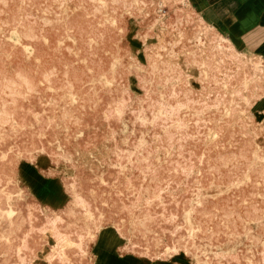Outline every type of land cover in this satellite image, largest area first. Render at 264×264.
<instances>
[{
	"label": "rangeland",
	"instance_id": "374dc122",
	"mask_svg": "<svg viewBox=\"0 0 264 264\" xmlns=\"http://www.w3.org/2000/svg\"><path fill=\"white\" fill-rule=\"evenodd\" d=\"M186 1L0 0V264L55 253L49 219L71 239L50 264H91L97 226L105 264H264V96L232 92L264 72L213 47Z\"/></svg>",
	"mask_w": 264,
	"mask_h": 264
},
{
	"label": "bare ground",
	"instance_id": "6f19581e",
	"mask_svg": "<svg viewBox=\"0 0 264 264\" xmlns=\"http://www.w3.org/2000/svg\"><path fill=\"white\" fill-rule=\"evenodd\" d=\"M184 4H186V0H173V2L177 3V2H182ZM100 2V1H99ZM150 3V2H149ZM156 3V2H155ZM154 3V4H155ZM163 3V1H159V4L161 5ZM182 3V4H183ZM112 4V3H111ZM98 5V4H97ZM170 6V5H169ZM95 7V6H94ZM103 8V7H102ZM159 8V7H157ZM83 9V8H82ZM154 10V9H153ZM160 11V9H158ZM179 10V9H178ZM177 10V11H178ZM181 10V9H180ZM173 11V10H172ZM134 12V11H133ZM144 14L146 15H150L151 14V24L155 25V27L160 30L163 31L165 29V27L168 24V18L167 16L163 15L162 13L156 11H152L150 9H144L143 10ZM54 16V15H53ZM103 17V16H102ZM177 17H180L179 15ZM192 17V16H191ZM194 19V18H193ZM197 19L199 20V22L201 24L204 25L205 28H207L209 31L213 32V36L211 37V41L213 42V47L217 48L220 51H228L227 55L232 58L233 62L234 60L242 62L243 64H247L250 67V70H262L264 72V65H259L261 63V58L260 56H256V57H251L246 55L244 52H240L239 50L235 49L234 44L231 42V40L229 39V37L225 36L224 34L219 33L214 26H211L210 24L206 23V21L200 17L199 15L197 16ZM96 20V19H95ZM184 20V19H183ZM43 21V20H42ZM142 22V21H141ZM2 23V22H1ZM197 23V22H196ZM137 25V24H136ZM202 25V26H203ZM207 30V31H208ZM10 33V32H9ZM66 33V32H65ZM2 35V33H1ZM119 36V34H118ZM120 37V36H119ZM202 37V35L200 36V38ZM24 38V37H23ZM205 38V37H204ZM199 39V37H198ZM142 41V40H141ZM202 41H204L202 39ZM19 43V42H18ZM58 43V42H57ZM201 43V42H200ZM199 43V44H200ZM210 43V42H209ZM147 44V43H145ZM198 44V45H199ZM211 44V43H210ZM23 46V45H22ZM228 46V48L225 50L223 47ZM90 47V46H89ZM201 47V46H200ZM23 48V47H22ZM224 49V50H223ZM74 52V51H73ZM29 53V51H28ZM138 52L136 51H131L129 54L131 57L134 58V61L137 64H140L141 59L139 54H137ZM110 54V53H109ZM204 54V52H203ZM76 55V54H75ZM111 56V55H110ZM148 57V56H147ZM98 58V57H97ZM128 58V57H127ZM228 58V57H227ZM146 59V58H145ZM209 59V58H208ZM220 61V60H219ZM152 62V61H151ZM84 63V62H83ZM217 65V64H216ZM151 66V65H150ZM236 66V65H235ZM240 66V65H239ZM243 66V65H242ZM214 67V66H213ZM244 67V66H243ZM86 69V68H85ZM181 69V73H180V78L179 80H184L185 83L189 84L190 87L192 89H198L199 88V84L200 82L198 81L199 78V71L197 70L196 64L193 62H183V66L180 68ZM236 69V67H235ZM243 69V68H242ZM89 70V69H88ZM209 70V69H208ZM247 70V69H246ZM230 71V70H229ZM249 71V70H248ZM256 72V71H255ZM246 73H248L246 71ZM246 73H244V75H246ZM259 73V72H258ZM172 74V73H171ZM243 75V74H242ZM252 75V74H251ZM258 75V74H257ZM259 77L261 76V74L258 75ZM159 78V77H158ZM205 79V77H204ZM213 79V78H212ZM178 80V79H177ZM227 82L229 81V79H225ZM235 80V79H234ZM242 80V79H241ZM251 83V86H250ZM241 84H245V87H248V91L247 92H242L240 93V89H241ZM131 85V84H130ZM224 85V84H223ZM225 86V85H224ZM244 87V89H245ZM200 90V89H199ZM232 92L235 94H238V96L240 98H244L246 100H248L249 105L255 101L258 100L260 98H262L264 96V78L260 80V82H255L252 81V78H246L244 76L243 81H239L237 83L234 82L233 84V88H232ZM199 93V92H198ZM247 93V94H246ZM200 94V93H199ZM183 95V94H182ZM216 95V94H215ZM202 96V95H201ZM245 102V101H244ZM235 105V104H234ZM244 106V105H243ZM89 107V106H88ZM249 107V106H248ZM175 109L170 110V112H173ZM239 110V109H238ZM167 112V111H166ZM224 112V111H223ZM261 112V111H260ZM249 114H250V118L253 119V115L252 112L249 110ZM141 117V116H140ZM244 117V116H243ZM245 118V117H244ZM254 120V119H253ZM248 125V124H247ZM238 126V125H237ZM254 126V125H253ZM249 127V126H248ZM207 128V127H206ZM259 128V126H258ZM252 133V132H250ZM252 154V153H251ZM200 161V160H199ZM245 184V183H244ZM65 186V185H64ZM4 187V186H3ZM4 192V191H3ZM37 203L34 202L33 207L34 208H46V206L42 205L37 199H36ZM72 203V202H71ZM110 205V204H109ZM52 210H55V208H50ZM243 211V210H242ZM14 212V209L9 208L7 210V213L9 216L12 215V213ZM263 214V213H262ZM94 220V219H93ZM203 220V219H202ZM49 223L52 224V239L51 238H47L48 242L50 243V245L52 244V247L54 248V252L55 253H48L46 255H44L43 257H40V254H36L35 258H37L38 262L37 264H50L52 262V259L54 257H58V258H64V251L62 249V245L64 243L69 242V239L67 236H65L64 234L60 233L59 231H56V227L55 224L53 223V221H51V219L48 220ZM122 226V225H121ZM114 227V226H113ZM45 229V227H43ZM102 229H105L104 227L102 228L101 226H97L95 232H93L91 237H92V241L93 243H95L97 236L99 234V232L102 231ZM51 230V229H50ZM29 232V231H28ZM107 231H105L106 234ZM118 233V232H117ZM120 236V235H119ZM84 238L85 235L80 233L78 234V241H77V246L81 247L82 243L84 242ZM127 243V241H126ZM70 244V243H69ZM93 245V244H92ZM92 247V246H91ZM128 254H124L123 256H126ZM89 257H90V262L92 264V262L94 261L95 258V254L92 252V250L90 249L89 251ZM148 258V257H147ZM93 259V261H92ZM178 259V258H176ZM181 260V259H180ZM179 261V260H178ZM157 262V261H156ZM186 262V261H185ZM163 263V262H162ZM32 264V263H31ZM36 264V263H35ZM154 264V263H151ZM160 264V263H157ZM171 264V263H170ZM183 264V263H182ZM186 264V263H184ZM258 264V263H257Z\"/></svg>",
	"mask_w": 264,
	"mask_h": 264
},
{
	"label": "crops",
	"instance_id": "0c3cea01",
	"mask_svg": "<svg viewBox=\"0 0 264 264\" xmlns=\"http://www.w3.org/2000/svg\"><path fill=\"white\" fill-rule=\"evenodd\" d=\"M190 3L198 9L207 23L239 38L248 56H260L264 61V0H190ZM227 37L231 38L228 33ZM34 197L44 206H56L47 199L39 198V195L35 194ZM92 246L91 250L95 254L93 264H105V229L99 232ZM107 256L117 258L119 264L134 262L123 255L108 253Z\"/></svg>",
	"mask_w": 264,
	"mask_h": 264
}]
</instances>
